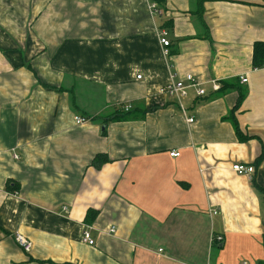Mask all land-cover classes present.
I'll return each mask as SVG.
<instances>
[{
  "label": "crops",
  "instance_id": "0c3cea01",
  "mask_svg": "<svg viewBox=\"0 0 264 264\" xmlns=\"http://www.w3.org/2000/svg\"><path fill=\"white\" fill-rule=\"evenodd\" d=\"M258 42L264 0H0V264L263 262Z\"/></svg>",
  "mask_w": 264,
  "mask_h": 264
},
{
  "label": "built area",
  "instance_id": "2783aa9c",
  "mask_svg": "<svg viewBox=\"0 0 264 264\" xmlns=\"http://www.w3.org/2000/svg\"><path fill=\"white\" fill-rule=\"evenodd\" d=\"M155 9H156L155 6H152V10L156 11ZM168 37H169L168 31L163 30L160 32V44L164 48V54L166 56H169V53H170L169 49L171 46ZM241 82L245 84L248 82V79L242 76ZM212 84H213V89L215 91H219L221 89V85L218 81H213ZM191 89H196L197 93L200 96H204L206 94L205 90L202 87V83H199L192 75H188L186 78V81H178L175 84H171L170 86L162 88L161 94H164L168 97L176 98V100L179 102L181 106L182 113L186 115L187 109L183 106L182 101L186 99ZM124 109L125 111L130 110V108H127V107ZM86 121L87 119H84L81 117L76 118V123L78 124H83ZM187 121L190 124H193L195 122L194 118L192 117L188 118ZM180 155L181 154L179 152H175V151L170 153V156L175 157V158L179 157ZM232 169L235 173H237L240 176H249L253 174V171H254L252 167L239 165V164L234 165ZM91 231H92L91 227H87L83 232L82 240L84 243L88 244L89 246H94L95 240L92 237ZM111 233H114V229L111 230ZM15 239L18 245L24 251L26 252L31 251L32 243L25 236H23L22 234H17ZM222 241H223V238L221 236L213 237V243H221Z\"/></svg>",
  "mask_w": 264,
  "mask_h": 264
},
{
  "label": "trees",
  "instance_id": "16d2710c",
  "mask_svg": "<svg viewBox=\"0 0 264 264\" xmlns=\"http://www.w3.org/2000/svg\"><path fill=\"white\" fill-rule=\"evenodd\" d=\"M156 1H162V0H156ZM215 1H221V0H215ZM202 9H203V2L200 1L199 2V11L202 12ZM253 67L255 69L264 68V42H258V43H255V45H254ZM231 83H233V84H231ZM231 83L229 84V82H224L222 87H221V91H226L227 89H233V88L237 89L240 92L237 107H236V108H238L243 103V101L246 97L247 91L245 89H242L235 82H231ZM236 108H235V110H236ZM132 113H133L132 110L125 111V109L122 108L118 114H121V116H123V115H130L131 116ZM228 119L232 122L239 140L243 141V142L248 141L250 139V137L245 136L243 134V132L241 131L240 126L238 124V121L235 117V111L230 113V116L228 117ZM108 121H110V119H108ZM263 158H264V151L262 153V156L256 161V163L260 164L262 162ZM254 187L262 195L263 202H264V189L261 188L257 184ZM259 264H264V261L260 262Z\"/></svg>",
  "mask_w": 264,
  "mask_h": 264
},
{
  "label": "rangeland",
  "instance_id": "374dc122",
  "mask_svg": "<svg viewBox=\"0 0 264 264\" xmlns=\"http://www.w3.org/2000/svg\"><path fill=\"white\" fill-rule=\"evenodd\" d=\"M244 166H248V167H252V168H253V170H254V171H253V174L247 176V177L252 178V177L254 176V174H255V167H254V166H250V165H244Z\"/></svg>",
  "mask_w": 264,
  "mask_h": 264
}]
</instances>
